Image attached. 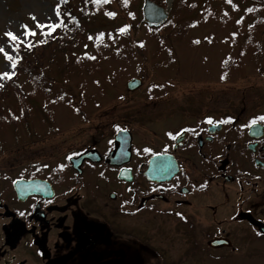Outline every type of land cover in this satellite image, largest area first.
Instances as JSON below:
<instances>
[{
  "label": "rangeland",
  "instance_id": "rangeland-1",
  "mask_svg": "<svg viewBox=\"0 0 264 264\" xmlns=\"http://www.w3.org/2000/svg\"><path fill=\"white\" fill-rule=\"evenodd\" d=\"M163 1L171 23L169 21L170 25L162 31V39L158 40L159 37H152L151 29L141 25L140 7L144 0H127L126 5L130 6L127 11L120 0H107L99 5L92 0H0V47L15 60L18 59L17 46L25 47L31 40L40 43L49 39L52 31L45 34L49 29L38 28L37 23L62 25L51 35L44 65L33 69L36 77L42 76V89L35 95H32L33 86L27 82L24 69H13L0 54V75L8 72L11 77L15 73L14 85L20 84L26 95L22 104L13 87L7 85L9 78H0V91L7 89L0 100V120L2 117L8 121L3 122L6 131L0 132V145L4 146L8 161L14 163L18 156L9 153L30 141L28 124L39 136L45 137L54 127H84V114L94 120L95 115L104 112L111 120L116 110L161 113L168 110L172 100L174 106L179 104L183 108L187 99L192 100L193 93L198 95V100L205 98L203 101L206 95H209L207 100L226 98L228 111L245 109L244 118L264 115V0ZM109 12L115 13V17L106 15ZM24 26L36 35L25 37ZM124 26L127 32L120 34L118 29ZM9 31L22 43L9 41L5 35ZM65 31L66 36L63 35ZM100 34H103L102 40L97 39ZM132 38L136 43H131ZM134 44L142 48L138 49L140 55L133 53ZM57 46L66 47L61 52L56 50ZM166 49L172 55L163 54ZM157 51L162 55H159L161 61H168L171 69H159L156 59L148 63L150 53L155 55ZM51 59L54 63L46 69ZM135 77L145 83L129 99L126 84ZM166 78L175 79L171 83L177 87L170 91L171 101H164L169 97L150 99L149 94L159 92H149L147 86L158 87L152 80L161 83ZM188 85L192 90L186 89ZM119 95H124V99L117 101ZM216 105L215 108H219V104ZM24 114L25 121L18 122ZM163 114L152 115L156 117L153 120L150 117L149 128L156 127L154 131L162 132L166 128ZM136 115L139 118L138 112ZM170 117L178 120L179 114L174 117L173 113ZM141 128L140 141H158ZM216 198L219 208L216 215L208 214V221L205 217L193 219L195 227L191 237L195 242L178 230L177 219L150 216L148 220L137 219L134 229L137 240L119 238L104 242L95 260L86 264H264V236L259 237L251 231L236 230L234 251L232 247L213 249L207 246L208 240L218 233L219 226L228 227L232 214L230 207L220 204L222 197L216 195ZM213 199L212 196L200 201V205L212 204Z\"/></svg>",
  "mask_w": 264,
  "mask_h": 264
},
{
  "label": "flooded vegetation",
  "instance_id": "flooded-vegetation-1",
  "mask_svg": "<svg viewBox=\"0 0 264 264\" xmlns=\"http://www.w3.org/2000/svg\"><path fill=\"white\" fill-rule=\"evenodd\" d=\"M162 53L172 55L167 49ZM159 55L150 54L148 63L156 59L159 69H171ZM174 80H152L159 89L151 84L147 89L159 94L149 98L171 101ZM191 96L193 101L187 99L183 108L172 100L161 113L116 110L111 120L104 112L94 120L84 114V127H54L45 137L33 127L27 131L34 135L30 141L9 153L18 156L14 163L0 146V264H86L95 260L104 242L137 240V219L150 216L177 219L178 230L195 242L193 219L208 221V214L216 215V195L232 214L228 227L219 226L210 240L223 237L234 246L237 229L264 236L244 218L249 215L264 225V121L258 120L259 127L251 131V121L262 114L244 118L245 109L228 111L226 98ZM170 110L174 117L179 114L178 120ZM157 114L165 115L161 134L149 128L150 117ZM141 127L158 141H140ZM120 132L127 133L129 150L110 161ZM156 164L165 167L166 175L173 171L169 180L148 178ZM212 196V204L200 205Z\"/></svg>",
  "mask_w": 264,
  "mask_h": 264
},
{
  "label": "trees",
  "instance_id": "trees-1",
  "mask_svg": "<svg viewBox=\"0 0 264 264\" xmlns=\"http://www.w3.org/2000/svg\"><path fill=\"white\" fill-rule=\"evenodd\" d=\"M130 1H135V0H130ZM162 6H165V3L163 0H152ZM121 2V6L122 8L127 11L130 6L128 7L125 3L124 0H120ZM141 23L145 26L146 24L143 21V18H141ZM169 24H167L165 26V28L167 26H169ZM147 27V26H146ZM54 31H52V33L50 34L49 39H47L45 42H40L38 43V41H34L31 40V42H29L28 44L31 45V47H23V46H17L16 47V53L18 55V59H16L17 63L15 66V69L18 71L20 68V70H22V68L24 69V72H26V74L28 75L27 77V81L30 82L33 86V91H32V95H35V92L37 90L42 89V82H41V77H36L33 73V69L37 68V67H41L44 65V56H45V51H46V47L51 44L52 42V38L51 35L53 34ZM66 36V34L64 35ZM58 48H56V50H60L61 52H63L65 46H57ZM45 48V49H44ZM55 50V49H54ZM54 63V60L51 59L49 62V65L46 67V69L50 68L51 64ZM66 67V65H65ZM64 67V68H65ZM63 68V67H62ZM16 78V74L14 73V75H12L9 79L6 80L7 84L9 86L13 87V92L16 96L19 97L20 102L22 104H24L25 102V98L26 95L23 93L21 86L20 85H14V79ZM7 93V89H3L2 91H0V100L3 99L4 95ZM24 108V106H22ZM1 121V120H0ZM2 126V125H1Z\"/></svg>",
  "mask_w": 264,
  "mask_h": 264
},
{
  "label": "water",
  "instance_id": "water-1",
  "mask_svg": "<svg viewBox=\"0 0 264 264\" xmlns=\"http://www.w3.org/2000/svg\"><path fill=\"white\" fill-rule=\"evenodd\" d=\"M143 14H144L145 22L149 26H153V27L160 26L168 18V13L166 12V10L163 7L151 2L150 0L145 1L144 7H143ZM141 85H142L141 80H139V79L132 80L128 83V89H129V91H134V90L138 89ZM257 127H259V126H252L251 131L255 130ZM122 136H123V133H121L116 138V146H117L118 151L112 155V157H111L112 160L115 159L116 154L124 153L125 152L124 150L127 148L126 147L127 145L125 143V139L122 138ZM155 166L157 167V164ZM161 170L162 169L160 167H157L154 170V177H150V178H153L154 180H158V181L159 180H165L166 179L165 177H160L158 175V172H161ZM164 173H166V172H164ZM121 176H120V178H121ZM141 206H143V204ZM244 218H248L253 224H255L256 226H259L264 233V225L262 223L255 221L249 215H244ZM208 246L213 248V249H221V248H225V247L230 248V247H232V243L229 240H227L226 238H216V239L210 241L208 243Z\"/></svg>",
  "mask_w": 264,
  "mask_h": 264
},
{
  "label": "snow or ice",
  "instance_id": "snow-or-ice-1",
  "mask_svg": "<svg viewBox=\"0 0 264 264\" xmlns=\"http://www.w3.org/2000/svg\"><path fill=\"white\" fill-rule=\"evenodd\" d=\"M93 3L95 4H101L102 2L106 3L107 0H92ZM124 3L127 4V0H124ZM106 15H108L109 17H115V13L113 12H109V13H106ZM33 20H35V17H32ZM62 25H58V24H47V25H41L39 23H37V27L38 28H44V27H47L49 29V32L48 33H45V34H50L51 31H54L57 27H60ZM25 28V32L23 33V35L25 37H28V36H35L36 33L34 31H30V30H27V26H24ZM118 32L120 34H125L127 32V26H124V27H121L118 29ZM6 37L8 38L9 41L13 42L14 44H20L22 43V41L20 40V38L13 34L12 32H7L5 33ZM89 39H91V37H89ZM98 40H102L103 39V34H100L98 37H97ZM196 43H199V41H196ZM27 47H31L30 44L26 45ZM15 49H13L14 51ZM0 54H3L4 56V59L9 61L12 68L14 69L15 66H16V63L17 61L3 48V47H0ZM92 59H94V57H92ZM0 78H10V74L8 72H4L2 75H0ZM264 121V115L262 116H259L257 118H254L252 121H251V124L252 125H255L257 123V121ZM209 124H212L213 121L211 120V118L208 119L207 121ZM145 151H148V149H145Z\"/></svg>",
  "mask_w": 264,
  "mask_h": 264
},
{
  "label": "bare ground",
  "instance_id": "bare-ground-1",
  "mask_svg": "<svg viewBox=\"0 0 264 264\" xmlns=\"http://www.w3.org/2000/svg\"><path fill=\"white\" fill-rule=\"evenodd\" d=\"M147 52H148V51H147ZM150 54H151V53H150ZM168 58H169V57H168ZM168 58H167V59H168ZM167 62H168V61H167ZM171 173H173V171H171ZM220 238H223V237H220ZM226 239H227V238H226ZM227 240H228V239H227Z\"/></svg>",
  "mask_w": 264,
  "mask_h": 264
}]
</instances>
